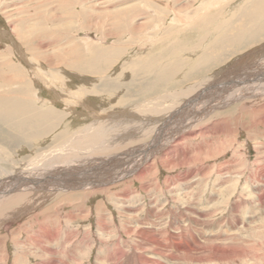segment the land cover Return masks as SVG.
I'll return each mask as SVG.
<instances>
[{"label":"rangeland","instance_id":"rangeland-1","mask_svg":"<svg viewBox=\"0 0 264 264\" xmlns=\"http://www.w3.org/2000/svg\"><path fill=\"white\" fill-rule=\"evenodd\" d=\"M250 1L253 0H0V75H7L11 72L9 76L12 77L21 75L24 81L14 86L22 85L24 90L28 87L26 97L33 99L31 103L36 106L35 110H43L47 108V104L60 116L55 118L53 126L46 127L48 132L45 131L42 135L30 138V145L24 142L22 135H19L20 139L16 132L10 129L11 122L0 119V153L4 155L3 157L0 155L2 157H0V168L5 170L13 171V165L15 167L24 165L25 161L35 154L47 152L53 148L61 139L60 132L63 137H66L91 121V118L80 108L81 104L73 103L71 96L75 94L67 93L66 87L72 91H83L84 99L81 98V103L90 109L89 112L92 110L91 113L94 111H101V114L115 113L121 108L125 110L131 105H117L116 107L108 104V106L102 105L103 100L113 93L105 90L107 89L105 84L107 86L110 83L111 85L118 84L116 85L118 95L120 94L125 100L122 102L131 103L141 100L136 97V94H141L139 90L146 88L150 89V92L155 91L156 88L152 89L156 87L155 80H153L155 76H152L153 82L151 76H140L132 80L129 77L130 74L128 76L126 73H135L136 67L147 64L164 49L173 50L184 60L191 61L186 65L190 64L189 67L195 71H191L188 78L192 80L184 83L182 85L184 88L198 87L220 76L217 88L214 87L220 98L215 103L216 105L206 104V108L204 106L192 108L190 105L184 108L182 113L186 110L194 113L197 109L198 112L193 114L197 116H193L194 118L190 119L192 121L185 126L177 128L172 125L170 121H174L179 115L175 114L167 123L165 119L158 121V130L156 129L153 133L155 135H149L141 141L130 143L124 149L132 152L130 157L138 155V157L146 158L148 154L151 157L150 160H154L150 161L151 168L142 182L134 179L132 172L126 175L125 171L126 178L119 180L122 184L117 183L115 186L113 184V188L107 191L96 188L92 192L81 188L75 191L62 189L63 191L58 190L55 196L45 198L43 207L56 202L59 204L57 205L59 214H55V217L52 215V219L50 218L56 222L57 216L61 223H59L61 236L58 233L57 237L66 238L63 235L66 233L67 240H70L69 242L66 240L65 244L53 246V251L56 250L55 253L59 257L63 255V260H68L66 254L72 249L73 252L69 255L79 259V262L74 264H139L140 262L142 264H153V262L154 264L159 262V264H176L177 261L186 264L184 259L188 257H191L190 260L195 258L202 260L201 264H264V97L260 99L250 93L246 96L241 93L238 96L227 97L233 90L228 87L235 82L234 74L236 75L240 68L238 66L240 62L229 68L231 61L236 57L220 60V64L214 63L218 61L214 57L196 60L201 51H208V42L215 34L230 36L239 24L245 22L243 11L251 6ZM203 21L210 24L204 27L200 37L203 41L206 40L207 46L197 48L192 44L194 51L190 52L191 43L188 42L198 37L193 31L194 26L204 24ZM187 34L192 36H187ZM180 42L184 43L183 49H176ZM263 43L264 35L254 40L253 47ZM56 58L66 59L67 62L64 60L62 65H46ZM72 62H74L73 65ZM75 63L89 65L96 70L89 71L90 69L83 65L76 67ZM32 65L39 67L36 68V73L41 75V78L44 68L53 72L54 79L48 83L47 87L35 77ZM98 70L102 72L99 73ZM119 70L124 72L122 79H114ZM183 70V68L180 69L173 79ZM220 70L223 73L218 74ZM254 72L256 76L259 72H264V61L260 67L255 68ZM93 75H96L98 79L101 77V81L95 79ZM181 75L176 79L180 80ZM89 78L92 80L91 84L87 83ZM59 80L62 86H53L54 92L50 93L53 90H49L53 82L58 84ZM175 85L170 84L167 88L177 89L178 87H173ZM2 89L1 87L0 94L8 90L4 87L2 92ZM84 90H86L85 94ZM97 90H100L102 97H97ZM56 92H59V96H54ZM8 93L10 95V91H6V94ZM13 93H11L12 96L15 94ZM238 93L240 92L234 94ZM207 100L210 101V98ZM245 100L248 102L255 100L254 109L252 107L246 109L248 103ZM64 107H68L69 110L75 108V110L70 113ZM250 110H253V113ZM143 119V122H149L147 118ZM220 120H222L221 123ZM21 122L24 123L20 120ZM28 122L25 125L31 126L29 123H32V120ZM198 125L199 128H197ZM148 126L131 125L126 131L136 134L147 130ZM38 128L42 130V127ZM207 128H211V131L204 133ZM176 130H180L178 133L181 134L176 144L180 148L177 147V150L172 149L173 151L166 153H157L167 137L171 134L176 135L173 133ZM156 135L159 136L156 138ZM116 156L103 157L95 162V167H92L95 170L100 166L111 168L108 165L113 161H118L119 158ZM194 157H196L195 160ZM94 169L91 170L95 171ZM42 171L44 172L41 166L33 164L21 170L14 168L10 175L32 178ZM120 188H126L128 193H123ZM70 192L73 197L68 199L66 194ZM70 200L71 203H69ZM125 206L126 209L129 206L135 209L134 219L121 213L126 211ZM71 211H74L73 220H70V217L68 220L66 215L72 213ZM157 212L159 215L154 214ZM194 212L200 214L196 215ZM126 213L128 214V211ZM26 219H29L28 214H23L15 223H12V226L24 225ZM132 219L152 223L149 227L153 231L149 237L156 240L158 247L146 245L141 238L135 235L136 230L131 234L124 232V229L127 231L126 228L136 229L140 225L137 222L135 226ZM146 225L147 223L143 227ZM105 228L106 234L103 231ZM8 231L10 232V228L7 230L1 227L0 237L6 236ZM25 234L26 232H23L19 236L20 241L24 240L27 235ZM6 239L9 241L7 237ZM19 248L13 246L12 243L9 245L11 255L8 258L9 264H11L12 255L20 251ZM20 253L22 252H19L16 264H28V261L37 260L34 257L23 258Z\"/></svg>","mask_w":264,"mask_h":264},{"label":"bare ground","instance_id":"bare-ground-1","mask_svg":"<svg viewBox=\"0 0 264 264\" xmlns=\"http://www.w3.org/2000/svg\"><path fill=\"white\" fill-rule=\"evenodd\" d=\"M249 4H251V6L248 7L245 11H243V15L245 17V22L239 24L235 28V31H233L230 34V36H222L219 34H215L214 37L208 42V46H209L208 51L207 52L201 51V53L199 54V57L196 59L198 61V60H201V59L206 58V57H214L218 60V61H214V63L220 64V62H219L220 60H226L228 58L232 59V57H236L233 61H231V64L229 61V64H230L229 68L233 67V65H236V64H238V62H240V65H238L240 67L239 70L237 71L238 74L237 73H236V75L234 74V77H235L234 81L235 82L232 83L231 87H228L229 89H231V88L233 89L232 92L227 96L229 98H231L232 95L238 96L241 93H244L245 94L244 96H246V95H248V93H250V94L255 95L256 97H258L260 99L264 97V72H259L258 76H256L255 72H254L255 68L260 67L262 62L264 61V43L260 44L259 46L253 47L254 40H256L257 38H260V36L264 35V0H253V1H250ZM207 18H210V17H207ZM200 22H201V20H200ZM209 23H211L210 20H209ZM208 26H210V24L205 23V22H204V24L203 23L201 25L196 24L194 26L193 31L196 32L198 37H196L195 39H192L193 41L191 40L190 42H188V43H191L190 52L194 51L193 50L194 47H192V44L196 45L197 48L207 46L206 40L203 41L202 39H200V37L202 35L201 34L202 31H204V27H208ZM176 35H178V34H176ZM187 36H190V34H187ZM183 45H184L183 42L178 43L176 46V49H183ZM169 55H170V57H168ZM59 60H62V61H59ZM64 60L67 62L66 59H61V58L60 59H58V58L52 59V62H48V63L46 62L47 63L46 65H48V66L62 65L64 63ZM25 61H27V63H28L27 59ZM187 63H191V61L184 60V58H182V57L178 56L176 53H174L173 50L169 51L168 49H164V51H160L147 64L145 63L139 67H136L135 73H130V72L126 73L128 76L130 74L129 77H131L132 80L133 79L136 80L140 76H148V77L151 76L150 78L152 80V76L153 77L155 76V78L153 80H155L154 82L156 83V87H152V89L156 88L155 91L150 92V89H146V88L139 90V92L141 94H136L137 96L135 95L136 97L141 99L139 101L135 100L134 102H131V103L130 102H122V100H124V99L120 94H119L120 96L118 95V91H117L118 89H116L118 87V86L116 87V85H118V84L114 83L113 85H111L110 82H109L110 85H108V86H107V84H105L106 85L105 88H107V89H105L104 87L103 88L106 91H108L110 93L113 92V93L103 100L104 102L102 105L105 106L108 104L109 106H113V107H116L117 105H128V104L131 105V107L125 108V110H123L121 108V110H117V112H115V113L109 112L106 114L105 113L101 114V111H94L93 113H91L92 110H91V112H89L90 109L81 103L82 102L81 98L84 99L83 98V91H79V90L72 91L71 89H69V87H66V91L68 90L67 93L70 92V94H75V95L71 96L73 103L74 104L77 103L78 105L80 103L81 104L80 108L83 110L84 114L88 115L91 118V121L87 125L82 127L81 129L76 130L75 132L73 131L74 133H71V135L70 134L66 135V137L65 136L63 137V134L60 132L59 136L61 137V139L54 146L52 145L53 148H50V150H48L47 152H40L37 155L35 154L31 158H29V160H26L24 165H19L18 167H15V165H13V168H12L13 171H14V168H16V169L19 168L21 170L22 168H24L27 165L35 164V165L41 166L42 169L44 170V172L43 171L40 172L36 177H32V178L13 177L10 175V173L13 171L5 170L2 167L0 168V228L3 227L7 230L10 228V232L8 231L6 236L0 237V264H9L8 258L11 257V255L9 253L8 247L11 243L13 246L20 247L19 252H22V253H20V256H22L23 258L34 257L37 259L36 261H31V262L28 261V264H74L76 262H79V259L69 255V254H72V252H73L72 249L69 251V253L66 254L68 260H63L62 254H61L62 256L59 257L55 253L56 250L53 251L54 250L53 246L57 245V244L61 245V243L65 244L68 236L66 233H63V235H65L66 238L57 237L58 233L61 236V227L59 225L60 222H59L57 216H56V222L52 221L51 217H52V215H54V217H55V214L56 215L59 214V212L57 211V205H59V204L56 202L55 204L43 207L45 198L47 199L48 197L55 196L56 195L55 193L58 190L60 191L62 189L75 191L76 189L81 188L83 190H87V191L89 190L90 192H92V190L96 188V189H100V190L102 189L104 191H107V190L113 188V184L115 186V184L121 183L122 181L119 182V180H121L122 178L125 179L126 175H128V173H131V172H132L131 175L134 179L142 182L145 179L144 177H147L146 175L148 174L149 169L151 168V166H149L151 164L150 161L152 160V159L150 160L151 157L148 156V154H147L146 158L145 157L142 158L140 156L138 157V155L134 156L135 158L132 156L130 157L129 155H132V152H130V150L126 151L124 149H126V147L128 145H130V143L132 144L135 141H141L142 139H145V137L149 136V135H152V136L155 135L153 133H155L154 131L159 127L158 121L165 119L166 123H167L171 120V117L173 115L179 114L174 121H170V122H172V125H174L175 127L182 128V126H185L188 122L192 121L190 119L193 116H197L196 114L195 115H193V114L196 113V111L198 110L197 109L194 113L187 111V110L182 113L184 108L189 107L190 105H192V108L202 107V106H204V108H206L208 104H211V105H212V103L215 104L217 102V100L220 99V98H218L217 90L215 89V88H217L216 87L217 83H219L218 80H219L220 76L217 77V79L214 77L211 80L204 82L202 85H200L198 87H196V86L192 87V88L182 87V85L184 83H188L189 81L192 80V79H189L188 76L191 75V73H192L191 71H195L194 69L189 67L190 64L186 65ZM73 64H74V62H72V65ZM81 65L85 66V68H89L90 69L89 71L96 70V69L91 68L89 65H84L81 63H79V64L75 63L76 67H79ZM178 65H180V66L177 67ZM31 68H32V71H33L35 77L38 78L39 80H41L46 87H47L49 82L53 81L54 75H53V72L51 70L44 68V73H43V76L41 78L40 77L41 75L39 76L38 73H36V71H37L36 68H39V67L37 65H32ZM182 68L184 69L183 72L181 73L182 75L180 74L182 76V78L180 80H177L176 78L179 77L180 76L179 75V76L175 77V79H173V77L176 75V73H178V71ZM221 71L222 70H220L218 72V74L223 73ZM97 72L101 73L102 71L100 72V70H98ZM123 73H124L123 70H119L117 75H115V77L113 76L114 79H118V78L122 79ZM9 74H12V72ZM9 74L0 75V80H1L0 89H1V87L3 89H4V87H5V89H8V90H4V92L2 89L3 93L0 94V108H1L0 119L5 120L7 122H11L12 126H10V129L12 131L16 132V135L18 137H19V135H22L24 142H27V144L30 145L31 144V141L29 140L30 138H34L36 135H42L45 133V131L48 132L46 127L50 128L51 126H53L54 122H55V118L60 117V116L58 115V112L56 110L51 109L49 107V105H47V104H46L47 108H44L43 110L41 109L40 111L35 110L36 106H34L31 103V102H33V99L30 97L29 98L26 97V96H28V95H26V91L29 90L28 87H26L27 90H24L22 88V85H20L19 87H15L24 81L22 76L20 75L19 77L18 76L12 77L11 75L9 76ZM83 75L85 76V74H83ZM90 77H92V76H90ZM94 77H96V75ZM95 79H97L98 81L99 80L101 81L102 78L100 77L98 79L96 77ZM97 80H94V82ZM153 80H152V82H153ZM171 80H172V82H171ZM90 81L92 83L91 79L87 83L91 84ZM97 82H96V84H97ZM113 82H115V81H113ZM87 83H86V85H87ZM104 83H103V86H104ZM228 83H230V82H228ZM170 84H172V85L177 84L173 87H178V88L177 89L174 88L173 90L171 88H167L168 86H170ZM224 84H226V83H224ZM53 86L61 87L62 86L61 80H59L58 84H54V82H53V84L49 90L53 89ZM65 86H66V84H65ZM91 86H90V88H91ZM98 88H99V85H98ZM92 90H94V88ZM6 91H10V95H9V93L6 94ZM225 91H224V93H225ZM53 92H54V89L50 93L53 94ZM135 92H137V91H135ZM236 92H240V93L234 94ZM11 93H13L14 95L12 96ZM27 93H28V91H27ZM85 93H86V90H84V94ZM96 94H97L98 98L102 97L100 90H97ZM54 96H59V92H56L54 94ZM186 97H188V98H186ZM205 97H207L208 99L210 98V101L207 100V98L205 99ZM248 101L245 100V102L248 103V105H246V109L247 108L251 109V107H252V109H254L253 105H254L255 100H251L250 102H248ZM46 103H47V101H46ZM86 104L87 103H85V105ZM66 105H68V104L66 103ZM43 107H45V106H43ZM70 107H72V106L70 105ZM64 108L68 109V107H64ZM70 109H72V108H70ZM78 109H79V106H78ZM200 109H202V108H200ZM74 110H75V108L72 110L68 109V111L70 113H71V111H74ZM84 110H86V111H84ZM171 110H173V111H171ZM192 110H194V109H192ZM169 111H171V112H169ZM252 111H251V113H253ZM75 114H74V116H76ZM203 115L205 116V114H203ZM80 116H81V114H80ZM167 116H169V117L166 118ZM144 117L147 118L149 120V122H146V123L143 122ZM61 119H62V117H61ZM20 120H22L24 123L23 124H22V122L20 123ZM31 120H32V123H29V122H31ZM200 120H202V119L200 118ZM209 120L210 119H208V121ZM221 121L222 120H220V123H221ZM26 122H28L31 126L25 125ZM209 122H212V121H209ZM157 123H158V125H157ZM198 124H199V122H198ZM131 125H138V126H143V127L148 126V125L149 126L147 127V130H145V131L142 130L136 134L135 133H127L126 129ZM191 125H192V123H191ZM38 127H42V130H40ZM200 127L202 128V126H200ZM219 127H221V125ZM197 128H199V125L197 126ZM37 129H39V130H37ZM186 130L187 129H185V131ZM225 130L226 129L224 128V132H225ZM210 131H211V128H207L204 130V133H206V132L209 133ZM178 132H180V130H176V132L175 131L173 132L176 135H173V134H171V136L169 135L170 137H167L166 142L163 140L164 145H162V147L158 150L157 153H166L168 151H173L172 149L175 150L177 147H179L178 145H176L177 139H180V137H181V134H179ZM187 132H189V131H187ZM158 136L156 135L155 137L157 138ZM160 137H161V135H160ZM165 138H166V136H165ZM2 139H3V137H2ZM161 139H162V137H161ZM153 142H154V140H153ZM135 144H137V143H135ZM185 145H187V144H185ZM185 145H183V146H185ZM152 147H153V145H152ZM187 147H184V148H187ZM189 147L191 148V146H189ZM206 152H207V150H206ZM206 152H205V154H206ZM208 154H210V153L208 152ZM0 155H2V157L4 156L2 153H0ZM109 155L110 156L111 155H117L119 158L118 159L119 162L116 160V161L111 162V164L108 165L111 168L113 167L114 169H111L109 167H101L100 166L99 168H97L95 170L94 169L95 162L97 160H101L103 157H108ZM190 157H192V155ZM179 158H180V156H179ZM195 158L196 157H194V160H195ZM205 159H206V157H205ZM194 160L192 162H194ZM152 161H154V160H152ZM6 162H7V160H6ZM165 163H167V162H165ZM155 164H157V163H155ZM193 164H195V163H193ZM92 166H94V167H92ZM126 168H127V170H126ZM91 169H94L95 171H93ZM166 169H168V168H166ZM174 169H175V167H174ZM125 171H126V175H124ZM206 172H207V170H206ZM257 175H258V173H257ZM259 176H260V174H259ZM131 182H132V180H131ZM129 185H128V187H129ZM116 188H118V186ZM120 189H121V191H123V193H125V194L128 193V190L126 188H120ZM114 192H116V191H114ZM71 193L72 192L66 194L68 199H71V197H73V195ZM80 194L82 195V193H80ZM112 197H114V196L112 195ZM69 203H71V200ZM119 205L120 204H118V206ZM131 208L132 207L129 206L126 209V206H125L124 210L126 209V211H128V214L126 213V211H123L121 213H123L126 217L128 216V217L134 219L135 209L134 208L131 209ZM102 209H101V211H103ZM75 210H77V209H75ZM159 211H161V210H159ZM73 212L66 215L67 219L70 217L69 219L73 220L72 219V216L74 215ZM194 213L196 215L200 214L199 212H194ZM23 214H28V217H29V219H26L24 221V225L18 224L16 226H12V223H15L18 220V217L22 216ZM76 214H77V212H76ZM154 214L156 215V214H158V212L154 213ZM112 216H113V214H112ZM117 218H119V217H117ZM133 222L135 223L134 225L137 226L136 223L138 222V220L137 219H136V221L133 220ZM198 222H199V220H198ZM145 223H147L148 226L146 225L145 227H143ZM145 223L144 222H138V224H140L138 226V228H136V229L126 228L127 231H125V229H124V232L127 234H131V233H133V231L136 230L137 234H135V235L137 237H139V239L141 238V240L143 242H145L146 245L150 244V247L154 246V245L156 247H158L159 245H157L156 240L154 238L149 237V234L152 233V231H153V229L151 230V227H149L152 225V223L151 222H145ZM21 224H23V223H21ZM157 224H159V223H157ZM186 225H187V223H186ZM157 227H159V226H157ZM162 228H164V227L162 226ZM196 230H197V226H196ZM103 231H104V234H106V231H107L106 228ZM23 232H26L27 235L25 234L26 237L24 238V240L20 241L19 236ZM161 232H162V230H161ZM205 232L207 233V231H205ZM6 237L9 239V241H7ZM56 238H57V241L55 242ZM69 241L70 240L68 239L67 242H69ZM146 242H148V243H146ZM205 246H206V244H205ZM161 250H162V248H161ZM198 250H200V249H198ZM139 251H141V250H139ZM19 252L12 255L11 264L17 263V259L19 258ZM120 252H122V251L120 250ZM155 253L157 254V252H155ZM160 254H162V253H160ZM195 255H196V253H195ZM200 255L201 254H199V256ZM189 258L191 259V257L186 258L187 260L184 259L186 264H201V262H202V260H200V259L195 258L193 260H190ZM161 259H162V257H161ZM157 260H156V262H157ZM169 260H171V259H169ZM172 260H173V258H172ZM124 261H125V259H124ZM151 263H152V261H151ZM139 264H142V263L140 262ZM153 264H154V262H153ZM176 264H181V261L180 262L177 261Z\"/></svg>","mask_w":264,"mask_h":264}]
</instances>
